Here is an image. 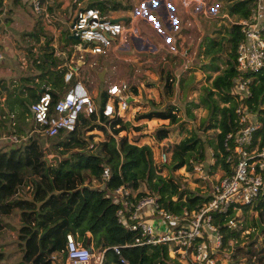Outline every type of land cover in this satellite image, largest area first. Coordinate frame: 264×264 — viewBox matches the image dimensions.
Listing matches in <instances>:
<instances>
[{
    "label": "trees",
    "instance_id": "obj_1",
    "mask_svg": "<svg viewBox=\"0 0 264 264\" xmlns=\"http://www.w3.org/2000/svg\"><path fill=\"white\" fill-rule=\"evenodd\" d=\"M3 2L4 0H0V13L3 10ZM250 9L251 0H232L227 7V13L235 14L239 18L247 17ZM36 30L28 34L38 40ZM226 32L228 37L220 38L217 42L210 39L213 43L211 58L214 61L203 62L201 65V68L209 70L218 69L215 64L216 53L221 51L224 39L229 43L224 67L211 78L209 84L202 86L198 102H188L191 106L200 104L205 108V116L197 128L200 132H194L193 129L177 142L162 147L168 154L166 160L158 164L152 159L151 145L137 142L144 136H153L155 141L160 142L167 138V128L159 127L151 134H131V138L126 133L119 132H126L129 127L132 130H140V124H132L140 119L167 118L169 124L179 122L180 114L172 104L144 111L135 110L128 119L125 117V111L131 103V99H128L127 108L121 115L105 116L100 111L99 119L103 125L95 121L94 114L80 113L73 129L44 136L48 141L46 146L39 143L31 133L32 121L25 120L23 113L30 116L29 104L45 85L49 87V108L52 110L70 84L68 81L60 93L61 83L58 86L49 80L48 71L56 68L57 71L60 70L61 81L67 83L62 77L65 66L61 67L53 54L52 46L48 45L51 38L44 36L45 40L39 46L37 56L32 59L35 68L44 69L40 70L39 75L42 78L46 74L43 84L37 88L33 84L21 82L20 80L26 79L21 76L20 80H15L16 83L8 89L5 97L8 111L14 110L13 113L16 114L13 123L15 131L26 134V137L19 143L0 138V141H3L0 147V215L7 214L16 207L20 210V223L16 230L19 259L17 262H2L5 254L0 249V264H55V254H61L62 258L66 256L67 234L85 247L94 243L98 249L103 250L101 264H183L175 256L168 254L165 243L128 245L137 232L127 229L117 221L115 210L119 204L112 199L111 193L119 185L137 190L139 182H144L148 192L137 190L135 195L130 194L132 200L154 194L156 202L165 209L180 211L183 206L192 207L204 200L206 195L181 189L172 177L162 175L161 169L172 171L180 167L186 170H192L195 166L201 168L206 144L217 158L222 174H229L233 163V143L226 139L225 135L238 126L235 112L238 104L244 105L246 111L253 114V119L259 123L253 136L262 135L264 63L258 70L243 73L249 77V93L238 96L233 91L232 79L239 74L234 64L235 48L241 39L239 24L229 23ZM204 52L209 53L206 49ZM207 76L209 77L208 74ZM172 79L167 74L164 86L172 87ZM106 96L105 89L99 92V109ZM185 114L193 116L189 109ZM92 129L100 130L101 138L91 140V134L87 135L89 138L84 136L85 131ZM48 152L56 154L58 160L46 161ZM104 168L109 172L107 179L101 178ZM98 183L101 186L97 185ZM24 184L29 186V197L17 195ZM241 207L246 209L249 205L243 204ZM253 208L257 213L253 220L256 229V219L264 224V200L256 202ZM225 219L224 214H219L216 218L221 220L219 229L223 232V245H226L229 237L238 236L237 231L225 228ZM261 233L263 239L259 248L253 246L256 238L247 240L243 245L236 243L235 248L227 255L228 264H264V229ZM112 245L119 247V254L113 251ZM238 252L243 253V259L237 257ZM230 255H233L235 260Z\"/></svg>",
    "mask_w": 264,
    "mask_h": 264
},
{
    "label": "built area",
    "instance_id": "obj_2",
    "mask_svg": "<svg viewBox=\"0 0 264 264\" xmlns=\"http://www.w3.org/2000/svg\"><path fill=\"white\" fill-rule=\"evenodd\" d=\"M22 1L30 4L35 11L41 9L38 0ZM183 2L205 4L203 0ZM205 11L204 7L203 12ZM227 21L239 24L241 33V39L235 48L234 64L239 74L233 78V91L242 96L249 93V77L243 73L258 70L264 63V0H251L247 17L232 20L227 16ZM123 30L124 26L119 20L102 14L96 6H77L73 11L71 34L85 43V49L92 54H108L113 47V39ZM2 59L0 51V61ZM64 65L62 77L70 84L54 108H49L51 95L48 85L29 104L30 119L39 133L51 136L59 131L71 130L80 113L94 114L95 121L103 125L99 119L100 111L102 115L112 116L121 115L127 108L129 93L126 81L107 84V96L99 109V99H95V95L79 77V64L64 57ZM235 112L238 126L225 135L233 143L231 171L229 174L221 172L216 175L204 193L206 198L200 203L189 208L183 206L180 211H171L160 206L153 195L132 200L130 190L123 185L113 190L111 197L119 204L115 210L117 221L137 232L128 245L165 243L168 254L175 256L183 264H228L229 259L225 261L223 250L231 247V252L235 245L231 244L233 237L226 240V245L222 244L223 232L219 229L221 220H216L217 216H226L225 228L230 231L238 229L235 228V212L241 210L243 204L253 207L259 200H264V132L261 136H253L259 123L249 117L250 113L244 105L238 104ZM11 127L1 133V138L10 139L13 143L25 139L26 134L17 133ZM167 154L162 148L159 162H164ZM108 177V169L104 168L101 178ZM112 249L119 254L117 245H112ZM91 257L89 247L79 244L69 234L66 235L67 264H90ZM102 259L103 250L98 249L95 263L101 264Z\"/></svg>",
    "mask_w": 264,
    "mask_h": 264
},
{
    "label": "crops",
    "instance_id": "obj_3",
    "mask_svg": "<svg viewBox=\"0 0 264 264\" xmlns=\"http://www.w3.org/2000/svg\"><path fill=\"white\" fill-rule=\"evenodd\" d=\"M6 1L3 2L5 13L11 14L10 18L19 13L22 22L30 23L28 33L37 29L43 36L46 34L51 38L52 45L60 44L59 48H55L53 51L55 55H65L64 49L60 48L62 45L60 38L65 29L71 33L72 15L77 6L93 5L98 7L102 14L119 20L123 24L124 30L113 39L111 51L107 55H103V58L100 60L93 58L92 53L85 49L87 46L85 43H82V46H77L73 51L70 50L69 55L65 56L71 58V54L78 52L71 59L79 65L83 64L88 72H92L93 67L99 64L101 71H96V76L99 80H103V83L120 80L129 82L128 93L131 103L125 114L128 119L132 117L135 110L162 108L166 104L174 105L177 113H186L188 109H190V113H196L193 109L198 108L200 104L191 106L188 102L191 100L198 102L199 87L208 84L204 82L205 78H212L220 72V69L225 65L226 54L229 50V43L223 39L222 49L216 53L215 64L218 69L201 68L203 62H208L204 52L205 42L210 39L217 40L228 37L226 32L229 25L227 16L232 20L239 18L235 14L227 13V7L232 0H203L205 4L202 5L194 2L185 3L183 0H38L41 7L39 11H35L30 4L22 0L21 5L19 0L10 1L5 5ZM204 7L205 13L203 12ZM39 37L42 39V36ZM7 49L8 47L3 46V51H1L3 59L0 64V96L3 106L6 93L16 83L15 80H20L19 77L22 76L26 79L20 80L21 82L31 84L33 79L37 81L36 78L44 70L35 68L32 60H29L28 69H36L35 75L22 73L14 75L15 71L20 72L22 67L16 68L13 65L14 62H17V55L11 53L9 58L5 53ZM85 54H87V58ZM23 67L27 68V64H23ZM167 74L173 78L172 87L164 86ZM45 76L46 74L42 77ZM201 76L204 80L200 82ZM187 106L191 107L187 108ZM13 112L15 111L9 110L8 114L0 113V133L9 129L10 126L15 129V124L11 125L16 116ZM23 114L25 120H31L27 113ZM132 124L141 125L140 130L131 129L133 133L151 134L159 127L169 130L170 126L176 123L169 124L167 118H150L136 120ZM146 124L149 126L148 130L144 128ZM35 128L33 123L32 130ZM147 137L150 138V136H146L145 139H148ZM97 185L101 186L99 183ZM17 195L29 197V186L22 185ZM19 211L16 207L7 213L8 215L13 213L17 215L15 223L10 220V217L3 218L5 223L13 225L16 230L20 223Z\"/></svg>",
    "mask_w": 264,
    "mask_h": 264
},
{
    "label": "rangeland",
    "instance_id": "obj_4",
    "mask_svg": "<svg viewBox=\"0 0 264 264\" xmlns=\"http://www.w3.org/2000/svg\"><path fill=\"white\" fill-rule=\"evenodd\" d=\"M10 2V0H7L5 2V5H7ZM19 4L21 5V1L19 0ZM9 15L11 16V14L9 13H5V10H2V12L0 13V51H3V46L8 47L6 55L10 58L11 53H14L17 55L16 58V63L14 62L13 65L16 66V68L22 67L21 71L19 72L18 70L15 71L16 75L17 73H22L25 75H35V73L37 72L36 69L33 70H29L28 69V65H29V60H32L34 58V56L38 54V48L39 46H41V44H43L44 36H46L45 38H47L48 36L45 34L43 36V34L41 33V31L38 30V40H35L33 38V36H31L32 34H28V29H30V23L29 22H22L21 21V15L19 13H16L14 15H12V17L10 18ZM35 23V22H33ZM37 31V30H36ZM32 33V32H29ZM71 33H69V31L67 29L63 30L62 32V36L60 38V41H62V45L60 46V48L64 49V54L65 55H69L70 50L73 51L77 48V46H82V41L78 38H72L70 37ZM39 36H42V39H40ZM214 40V39H211ZM219 39L214 40L215 42H217ZM57 42V40H56ZM214 42V43H215ZM52 40L50 39V42L48 43L49 46H52V50L54 51L55 48H59L58 46L60 45L59 43H54V45H52ZM211 45H213V43L210 40H207L205 42V48L206 50L209 51V53H205V57L207 61H214L211 56L212 52L211 49L213 47H211ZM31 48V49H30ZM76 54H78V52H74L73 54H71V58L73 59ZM65 55L62 54H56V60L58 61V63L61 64V67L65 66L64 65V57H66ZM87 54H85L86 57ZM107 55V54H106ZM231 54H229L230 56ZM93 58L96 59H101L103 58V54H92L91 55ZM29 58V59H28ZM87 58V57H86ZM85 58V59H86ZM2 62L0 61V64ZM99 63V62H98ZM23 64H27V68L23 67ZM34 64V63H33ZM60 71V70H59ZM59 71H57L56 68L49 70L48 71V76H49V80L53 81L56 85L59 86V91L60 93H62V91L64 90V88L66 87L67 83H63L61 81V75L59 74ZM96 71H101V66L99 64H97L95 67H93L92 72H88V69H86L84 67L83 64L79 65V70H78V74L79 77L81 79V81L86 85V87L88 88V90L90 92H92L95 96V99H98L99 96V92L101 90H104L107 86L108 81L103 83V80H99L96 76ZM211 74V73H210ZM47 76V77H48ZM44 77H42V79H40L39 77L36 78L37 81H35L33 79V81L31 82V84H33L34 86H39L40 83H42L44 81L43 79ZM39 79V80H38ZM211 78H204L201 76L199 78L200 82L202 80H204V82L206 83H210ZM129 82H127L128 84ZM232 83H233V79H232ZM196 85V84H195ZM204 86V85H203ZM201 87V88H200ZM199 87V93H201L202 91V86ZM196 92L198 93V89L196 90ZM196 93V95H197ZM194 95V96H196ZM0 113H6L8 114V108L6 107L7 103H4L3 106V100H1V96H0ZM3 106V107H2ZM191 106H189L190 108ZM129 108V107H128ZM190 110V109H189ZM193 110L196 111V113H192L193 116H186L185 113H179L180 114V120L179 122H177L175 125L170 126L169 128V132H168V136L166 139H163L160 142L155 141L152 137L145 139L146 136L142 137L144 139H139L138 140V144L144 143V141H149L146 143H149L151 145V155H152V159L154 161L155 164L159 163V152L162 149V147H166V145H168L169 143H174L177 142L182 136L187 135L188 133H190L191 130H195L194 132H200V130H197L198 126H199V122L201 119H203V117L205 116V108L203 106H199L198 108H194ZM30 112V110H29ZM127 113V111H125ZM126 117V115H125ZM183 117V118H181ZM250 118H253V115L250 114L249 115ZM108 128V127H107ZM144 128L146 130L149 129V126H144ZM32 135L38 139L39 143L43 146H46L48 141L46 138H44V135L42 133H39L36 129L32 130ZM126 133V135L131 138V134H136L133 133L131 131V128L129 127L127 129L126 132L124 131H120L119 134H124ZM91 134V137L89 138L87 135ZM144 135V134H143ZM84 136L88 137L91 140H95V139H99L101 138V133L98 130H90V131H85L84 132ZM181 136V137H180ZM0 138H1V133H0ZM1 140V139H0ZM3 141H0V147H2L1 145ZM205 146L207 147L205 149V158L202 161V167L199 168L198 166L193 167L192 170H186L184 167H180L177 169H174L172 171L162 168L160 173L162 175L170 176L172 177L176 182L179 183V187L181 189L184 190H188V191H192V193H199V194H204L206 193V190H208V185L209 183L214 180V178L216 177V175H219L221 173L220 170V164L218 163V161L216 160L217 158L212 154L211 150H209L210 148L205 144ZM54 156H57L54 153L48 152V154L46 155V158H48V160L50 159H54ZM169 162V158L168 161ZM201 164V163H200ZM95 183V182H94ZM139 188L137 190H142V191H147L148 189L146 188L144 182H139ZM130 190V189H128ZM137 190H130V194L131 195H135ZM154 195V194H153ZM257 213L256 210L251 206L248 207L246 209H241L239 211L235 212V216H237V222L235 224V228L238 227V229H235V231L238 232V236L233 237V241L231 242L232 245H235L236 243L239 245H243L247 240L250 239H254L256 238L255 243L253 244V246L255 248H259L261 243V240L263 239L261 237V232L263 230H261L260 233H257L255 227L253 226V220L256 217ZM10 220L15 223V221L17 220V215L15 213L8 215V214H1L0 218L2 221V226L0 227V249H2V251H4L5 254V259H1V261H7L8 263L11 262H17L19 259V255H20V249L18 247L17 244V238H16V229L13 225L5 223L3 221V218H9ZM264 247V246H263ZM90 251L92 253V257H91V261L90 264H96L95 260H96V256H97V251H98V247L96 246V244L91 243L90 246ZM231 247H229L228 249L223 250V255L225 256L224 259L226 261L227 259V255L228 252H230ZM235 248V247H234ZM237 257L239 259H243V253L238 252L236 253ZM232 258L234 257L233 255H230ZM234 259V258H233ZM54 262L55 264H67L66 258H62L61 254H55L54 257ZM235 260V259H234ZM221 261H223V259H221Z\"/></svg>",
    "mask_w": 264,
    "mask_h": 264
},
{
    "label": "water",
    "instance_id": "obj_5",
    "mask_svg": "<svg viewBox=\"0 0 264 264\" xmlns=\"http://www.w3.org/2000/svg\"><path fill=\"white\" fill-rule=\"evenodd\" d=\"M112 19H114V20H117V19H115V18H112ZM75 37V36H74ZM76 38V37H75ZM123 158V154H121V159ZM48 160V158H46V161ZM58 159H57V156H54V161H57ZM255 222H256V231H257V233H260L261 232V230H263L264 229V224H262V223H260V221L258 220V219H256L255 220Z\"/></svg>",
    "mask_w": 264,
    "mask_h": 264
}]
</instances>
